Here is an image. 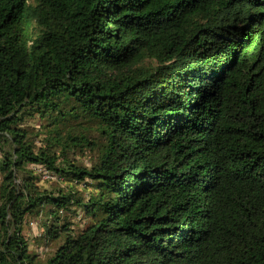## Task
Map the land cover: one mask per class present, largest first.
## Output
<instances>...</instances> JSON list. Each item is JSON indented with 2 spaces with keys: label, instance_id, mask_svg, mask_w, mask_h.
<instances>
[{
  "label": "trees",
  "instance_id": "trees-1",
  "mask_svg": "<svg viewBox=\"0 0 264 264\" xmlns=\"http://www.w3.org/2000/svg\"><path fill=\"white\" fill-rule=\"evenodd\" d=\"M0 175V264H264V0H0Z\"/></svg>",
  "mask_w": 264,
  "mask_h": 264
},
{
  "label": "rangeland",
  "instance_id": "rangeland-1",
  "mask_svg": "<svg viewBox=\"0 0 264 264\" xmlns=\"http://www.w3.org/2000/svg\"><path fill=\"white\" fill-rule=\"evenodd\" d=\"M38 121L35 120H30L29 124L37 126ZM91 135L95 136L96 138L98 137L97 133L95 134L94 131H91ZM79 157H81L82 161L84 162H89V155L86 157H83L82 155H78ZM91 156V155H90ZM43 179H41L40 184H42L45 187H51L52 184H54L56 182V177L50 174L44 175L42 176ZM0 179H1V175H0ZM40 220L36 219V218H28L25 224V233L28 236V239L30 241V248L32 251L38 253L41 257H45L47 256V254L53 249L54 247V243L50 242L48 244H45V241L43 240V242H41V235H42V228L39 225ZM56 246V245H55Z\"/></svg>",
  "mask_w": 264,
  "mask_h": 264
}]
</instances>
